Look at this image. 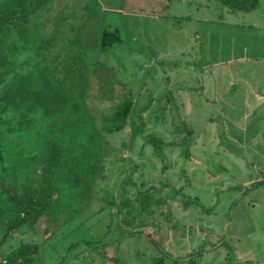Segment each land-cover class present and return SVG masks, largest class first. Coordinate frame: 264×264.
<instances>
[{"label": "rangeland", "instance_id": "rangeland-1", "mask_svg": "<svg viewBox=\"0 0 264 264\" xmlns=\"http://www.w3.org/2000/svg\"><path fill=\"white\" fill-rule=\"evenodd\" d=\"M66 1H56L54 9ZM99 1L114 21L107 40L120 39L104 44L99 80L105 98L93 81L89 99L99 124L107 109L117 115L109 127L118 128L103 132L104 178L87 195L64 198L73 192L72 181L58 175L63 191L57 199L64 204L36 226H21L14 239L39 244L35 264H111L112 255L119 264H187V252L195 254L191 264H264V181L246 182L262 173L264 145L248 139L254 125L243 132L250 111L240 93L247 66L256 72L264 66L213 62L229 54L225 40L233 32L227 26L225 32L215 27L209 41L201 22L166 16L264 22V0L246 14L221 11L214 0H203L214 2L207 12L196 9V0ZM202 72L219 73L216 85L202 88ZM252 121L260 123L255 116ZM149 133L165 142L161 150L144 142ZM77 241H98V247L72 246Z\"/></svg>", "mask_w": 264, "mask_h": 264}, {"label": "trees", "instance_id": "trees-1", "mask_svg": "<svg viewBox=\"0 0 264 264\" xmlns=\"http://www.w3.org/2000/svg\"><path fill=\"white\" fill-rule=\"evenodd\" d=\"M56 1L0 0V248L12 264H35L39 244L14 234L64 204L57 199L63 191L56 186L58 175L72 181L73 192L64 198L87 195L104 178L103 132L118 128L109 127L117 116L109 109L99 124L89 102L91 83H101L99 69L106 65L104 44L120 41L106 38L114 21L105 17L99 0H67L54 9ZM216 1L233 12L259 4ZM100 85L102 99L106 88ZM144 142L156 151L165 145L151 133ZM96 242L72 246L91 250ZM98 254L106 259L103 249ZM186 254L191 264L195 254ZM111 260L120 261L114 255Z\"/></svg>", "mask_w": 264, "mask_h": 264}, {"label": "crops", "instance_id": "crops-1", "mask_svg": "<svg viewBox=\"0 0 264 264\" xmlns=\"http://www.w3.org/2000/svg\"><path fill=\"white\" fill-rule=\"evenodd\" d=\"M182 1V0H179ZM216 1V0H214ZM171 2V0H169ZM217 2V1H216ZM215 2V3H216ZM196 9L199 12H207L210 11V6L208 2L205 3L203 0H196ZM219 3L217 2V5ZM169 4L167 3V7ZM166 7V8H167ZM219 8L221 11H226L227 13H232L233 11H230L227 8H224L220 6ZM260 8V4L255 9ZM253 10L250 11H243L245 14L249 13ZM169 13V14H168ZM166 13L167 17H170L171 22L173 20H178V19H184L186 22L187 21H199L200 24H204V31L206 36V39L211 41L213 36L211 32L215 30V27H221L219 28L218 31L220 32H225V26H227L231 32L230 38L226 37V42L228 45L229 49V54L225 57H221L222 55H218L217 59L214 60L213 62L217 63H233L237 61H245L249 63H260L261 66H264V22H259V21H252L251 19H248V21L242 22V23H227L224 21L223 18H217V19H209V18H204V17H199V18H192L188 17L185 15L184 16H178L175 14H171L170 12ZM181 14V13H180ZM203 14V13H201ZM159 16V15H158ZM178 16V17H177ZM198 23V22H197ZM217 31V30H216ZM202 32L199 33L198 30L195 32V37H201ZM223 41V34L219 36V39H217L215 42L216 44H222ZM205 44V43H204ZM233 44V45H232ZM221 46L219 45L218 50L220 51ZM215 51H217V46ZM205 66L208 65L207 62H205ZM250 65V64H249ZM166 77V75H165ZM200 80V85L202 88H204L205 82H212L210 83L211 85H216V83H213L217 78H220V74L216 73L212 75H208L207 73L202 72L200 76L198 77ZM170 80V79H169ZM168 80V81H169ZM244 91L240 92L242 94V102H244V107L249 110L250 112L248 113L247 111L244 112L243 115V132H246L248 129L250 130L251 127L250 125H254V130H252V133L250 134V137L248 138L250 142H260L264 145V71L261 72H256V71H251L250 66H247V71L244 74ZM231 84V83H230ZM229 84L228 86V91L231 89V85ZM183 90L186 92L188 91V88L181 87ZM216 88V87H215ZM217 89V88H216ZM213 94V93H212ZM215 95L219 96L218 92H215ZM217 99H213L212 101L216 102ZM186 105H188V101L185 102ZM190 109V108H187ZM224 108L222 107L220 110H223ZM231 109V108H230ZM255 113H257L255 115ZM257 120H260V123L256 125L253 124V117ZM257 126V127H256ZM258 159L260 160L261 163H259L260 167L257 166V168H260L261 170V175L260 177L257 175L253 176L250 180H247L246 182H252L250 185L253 187V184H260L263 183L264 181V151L262 153H259ZM262 176V177H261ZM245 182V183H246ZM256 189V188H255ZM254 189V190H255ZM262 202L264 201V197H261L260 199ZM258 201V198L256 199Z\"/></svg>", "mask_w": 264, "mask_h": 264}, {"label": "built area", "instance_id": "built-area-1", "mask_svg": "<svg viewBox=\"0 0 264 264\" xmlns=\"http://www.w3.org/2000/svg\"><path fill=\"white\" fill-rule=\"evenodd\" d=\"M0 264H12L8 258L3 253V250L0 248Z\"/></svg>", "mask_w": 264, "mask_h": 264}]
</instances>
